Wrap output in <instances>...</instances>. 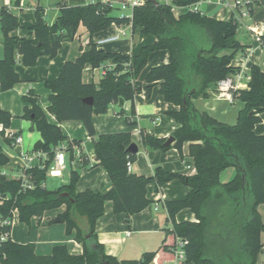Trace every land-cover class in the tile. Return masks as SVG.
Listing matches in <instances>:
<instances>
[{
  "label": "trees",
  "instance_id": "trees-1",
  "mask_svg": "<svg viewBox=\"0 0 264 264\" xmlns=\"http://www.w3.org/2000/svg\"><path fill=\"white\" fill-rule=\"evenodd\" d=\"M200 1L171 0L166 4L160 0H142L133 8L130 19L127 15H111L110 2L60 0L56 3L59 15L51 25L45 20L43 8L37 7L33 25L26 28L20 26L6 6L0 8L1 92L9 91L20 82L15 70L18 58L24 67L35 66L40 56L54 58L62 43L75 38L80 25L90 37L115 24L130 25L132 30L140 29L143 35L155 38L152 44L141 47L132 56L98 49L90 40L88 50L63 64L56 81L44 82V87L50 91L47 112L55 118L56 124L48 123L32 91L22 98L21 119L29 121L31 129L41 136L33 150L45 153L46 159L26 171L34 188L22 190L19 179H9L2 174L8 158L0 153V197L7 198L0 206V217H9L16 211L18 221L28 224L32 217L40 218L44 212L64 205L65 211L58 218L65 223L66 236H73L82 246V253L71 255L66 246L57 245L50 255L41 256L35 253L34 244H18L9 237L0 243V264H150L155 258L162 264L171 260L170 250L176 238L187 240L186 258L190 264H257L262 250L260 235L264 234V223L257 211L258 206L264 204V136L256 135L254 126L261 122L260 115H264V72L252 65L247 88L230 91L231 101L243 105L234 125L193 107L192 100L210 98L217 93L220 81L240 71L230 63L244 48L236 40L238 23L234 18L219 21L189 9ZM174 7L187 10L176 17L172 12ZM19 28L27 38L11 36ZM260 41L264 46V36ZM159 50L169 53V62L149 71L145 92L149 95L151 85L158 83L163 100L178 107L168 114L178 128L171 135L174 141L170 146L164 145L166 139L146 132H141L140 144L152 151L165 152L173 148L181 155L183 144L189 143L188 156L195 168L192 176L168 173L161 168L151 177L131 173L126 164L134 163L136 154L126 151L132 143L130 134L96 135L92 125V117L105 114L111 104L120 99L133 101L140 90L133 87L132 81L145 68L150 54ZM226 50L230 54L220 55ZM88 64L92 69H104L97 84H84L81 80ZM84 98H91V105L84 104ZM134 115L132 110L130 117ZM12 119L8 112L0 109V125L4 129L10 127ZM127 121L135 125L130 118ZM64 122L80 123L92 139L97 165L106 171L111 184L108 192L76 191L77 169L89 167L90 163L81 151V142L69 141L62 134L59 125ZM63 143H67L70 161H77V166L70 167L67 184L47 190L43 184L53 164V150ZM74 148L78 150L77 159ZM229 167L235 169V175L222 184L219 176ZM174 180L187 186L189 193L182 200L164 202L170 228L163 230L159 248L143 253L138 260H117L106 255L95 235V224L104 213V204L110 202L113 212L123 214L129 224L131 216L149 205L146 197L149 184H155L157 193ZM183 209H189L196 221L177 223L175 216ZM81 219L86 222L85 231L78 225Z\"/></svg>",
  "mask_w": 264,
  "mask_h": 264
},
{
  "label": "crops",
  "instance_id": "crops-1",
  "mask_svg": "<svg viewBox=\"0 0 264 264\" xmlns=\"http://www.w3.org/2000/svg\"><path fill=\"white\" fill-rule=\"evenodd\" d=\"M60 0H0V8L6 6L8 2L9 11L15 15L22 28L30 27L35 21V9L41 7L44 10L45 20L51 25L59 15V9L56 3ZM68 2V0H64ZM102 2H111L113 6V16L128 15L129 12H123L119 9V3L125 0H101ZM166 4L171 0H160ZM233 0H202L189 9L195 10L201 15L209 18L228 21L233 17V13L228 6ZM261 1L256 0L251 7L249 18L242 20L236 30V40L244 46L243 50L234 55L230 66L239 68V72L228 78L232 80L235 89H246L249 81L248 73L252 65L257 66L264 72V46L255 40L254 30L260 36H264V24L258 19V11ZM32 2V3H31ZM187 8L172 9L173 14L177 17L186 12ZM117 13L114 15L113 13ZM124 36L118 41V44L104 43L97 44L101 40L111 34L117 32L116 27L111 26L109 29L96 33L90 37L89 33L81 25L77 29V34L71 42L62 43L57 55L54 58L48 56L38 57L35 66L24 67L20 59L16 64L15 70L20 78V82L12 89L6 92L0 91V109L8 112L12 117L9 128L14 136H20L22 142L18 147L11 146V139H6L0 135V153L8 158V164L1 171L4 176L9 179H19L22 168V162L19 159L21 152L32 155L35 151L33 147L35 143L41 141L40 133L31 129L29 121L21 119L23 115L24 102L23 97L32 91L38 99V106L45 112L46 119L50 124H56L55 118L47 112L49 106L48 97L50 91L44 87V82L56 81L59 78L61 68L67 61H74L83 51L88 50L89 41H93L98 49L106 52L121 53L124 55H136L141 47L150 45L155 41L151 35H143L140 29L132 30L128 25L121 26ZM250 29H253L251 31ZM11 36L27 38V34L21 29H17L11 33ZM230 54L229 50L222 51L220 55ZM3 56L1 46L0 31V59ZM169 62V53L165 50L155 51L148 57L145 68L140 75L132 81L134 88L140 90V93L134 96L133 101H123L122 106L118 103L111 104L106 113L92 117V125L96 135L127 132L131 136L138 152L136 161L132 163L130 172L145 177L153 176L157 168H161L168 173H178L185 176L195 174L193 160L188 156L189 143L182 146L181 155L177 150L170 148L167 151L147 150L140 144L141 132H146L160 139H167L178 128L175 121L169 117V113L178 110L175 105L165 102L159 95L158 83L151 85L149 95L146 94L145 78L149 71L162 64ZM102 67L92 69L88 64L82 71L81 80L84 84H97L102 78ZM95 74L97 79L95 80ZM218 86V85H217ZM217 92L218 87H217ZM193 107L198 112H206L212 118L234 125L236 123L237 113L242 109L243 105L238 102H232L230 96L226 97L222 93L212 94L210 98H197L192 100ZM134 110V117H130ZM135 122V125H129L127 119ZM261 122L254 126L256 135L264 136V115H260ZM62 134L69 141H80L81 151L84 153L90 163L89 167H78V180L75 189L82 192L86 189L94 192L106 193L111 189V184L106 171L97 165L94 154L92 139L88 136L84 127L78 122H64L59 125ZM64 149L66 163L62 170L61 177H52L58 179L54 188H47V178L44 182V188L47 190H56L62 185L67 184L63 180L66 174L69 178V169L71 166H77V161H70V153L67 149V143L58 145L53 150V159L58 149ZM75 159L78 157V150L73 149ZM38 160L33 161V167L36 166ZM235 175V169L229 167L222 171L219 176L220 183L224 184L230 181ZM155 184H149L146 188V197L150 202L149 205L140 213L131 216L129 224L125 222L123 214H115L110 202L104 204V213L96 221L95 235L97 241L102 244L106 255L112 256L117 260H138L145 252L156 251L164 238V229L170 228L167 223V211L164 206L165 201L182 200L189 193V188L179 181L174 180L162 186L159 192L154 191ZM264 188V187H263ZM157 207V209H156ZM52 217L59 216L65 211V206L55 209ZM257 211L260 215L262 223H264V204L258 206ZM43 216V215H42ZM17 218V216H16ZM175 220L180 222H194L195 216L189 209L179 211ZM78 225L81 230H86L85 220H79ZM47 227V226H46ZM42 230V234L36 236L37 239H31L25 236L13 235L10 230V238L18 244H34V251L37 255L47 256L52 252L53 247L64 245L71 255H80L82 246L77 243L73 236H66L64 226L57 228L48 227ZM15 236V237H14ZM41 236V237H40ZM43 236V238H42ZM16 238V240L14 239ZM262 250L258 255L257 264H264V234L260 235ZM150 264H158L155 258ZM162 264H169L164 262Z\"/></svg>",
  "mask_w": 264,
  "mask_h": 264
},
{
  "label": "built area",
  "instance_id": "built-area-1",
  "mask_svg": "<svg viewBox=\"0 0 264 264\" xmlns=\"http://www.w3.org/2000/svg\"><path fill=\"white\" fill-rule=\"evenodd\" d=\"M70 1V0H68ZM219 2H222L223 0H218ZM256 0H233L231 4H228L230 7L233 17L235 21L239 24L242 23V20L245 18H249L251 14V7L252 4H254ZM142 0H125L119 3V9L121 11H128L129 14L127 15L130 19L132 17V10L134 7L139 6L141 4ZM6 7H9L8 2H6ZM109 5L111 7L112 3L110 2ZM195 11V10H194ZM111 26L116 27L117 32L114 34H111L101 40L97 41V44H104V43H111L118 41L121 37H123L124 31L121 28V26H117L115 24H112ZM131 27L130 25H128ZM253 31V29H250ZM254 32V37L257 42L260 41V35L259 33ZM104 70L102 71V75H104ZM232 80L230 78H226L225 80H222L218 83V88L220 93H226L228 96H230L229 89H233ZM224 89V90H223ZM235 89V88H234ZM0 133L3 134V137L6 139H11V146L12 147H18L21 142L22 138L20 136H14L12 130L10 129H4L2 125H0ZM19 159L22 162V168L20 172L19 180L21 182V188L22 190H32L34 188V184L31 180V176L26 173L27 170L31 169L33 167V161L38 160V163L36 166L42 164V162L46 159V154L40 151H35L32 155H29L27 153L21 152L19 154ZM66 163V157L64 153V149H58L55 152V156L53 159V164L47 171L46 176L47 177H61L62 176V170L65 167ZM131 165L129 162L126 164L127 169L130 171ZM44 185V184H43ZM7 198L0 197V206L4 201H6ZM157 209V207H156ZM17 212L13 211L11 212V215L9 217L1 218L0 217V243L6 241L10 237V232L6 228H11L13 222L16 220ZM188 242L185 239L182 238H176L174 242V246L171 248V254L172 258L169 261V264H190L187 262L186 258V246Z\"/></svg>",
  "mask_w": 264,
  "mask_h": 264
},
{
  "label": "rangeland",
  "instance_id": "rangeland-1",
  "mask_svg": "<svg viewBox=\"0 0 264 264\" xmlns=\"http://www.w3.org/2000/svg\"><path fill=\"white\" fill-rule=\"evenodd\" d=\"M30 1V0H29ZM42 2V0H40ZM32 3V2H31ZM126 12V11H123ZM114 15H117V13H113ZM258 19L261 21V23L264 24V2L261 1V5L258 11ZM239 26V25H238ZM112 44H118L116 42H112ZM140 75V74H139ZM97 79V74H95V80ZM236 88V86H233V89ZM233 89H229V91L233 90ZM219 90V88H218ZM220 91H218L216 94H218ZM230 100H231V95H230ZM52 177H47V188L48 189H52L54 188V184L56 181H58V179H51ZM53 212H56L55 209L53 210H48L46 212H44L43 216L40 218L37 217H32L29 221L28 224L25 223H20L18 221V218H16V220L13 222L12 226H11V232L13 235L16 236H25V237H29V235L31 236V239H37L36 236L41 233L42 234V230H44L48 227L51 228H57L59 226H64V230H65V223L64 222H55L58 217H52ZM84 220V219H81ZM15 237V236H14ZM41 237V236H40ZM43 238V236H42ZM16 240V238H14Z\"/></svg>",
  "mask_w": 264,
  "mask_h": 264
},
{
  "label": "water",
  "instance_id": "water-1",
  "mask_svg": "<svg viewBox=\"0 0 264 264\" xmlns=\"http://www.w3.org/2000/svg\"><path fill=\"white\" fill-rule=\"evenodd\" d=\"M82 101H83V103L86 104V105H91V103H92V99H91V98H84ZM122 104H123V100L120 99V100L118 101V105H119V106H122ZM173 141H174V138H173L172 136H170V137H168V138L166 139L164 145H165V146H170V145L173 143ZM126 151H127L129 154H131V155H135V154H137V152H138V148H137V146H136L134 143H131V144L129 145V147L127 148ZM63 180H64V181H67V180H68V177H67L66 174L64 175ZM64 195H65V194H64ZM55 222H60V219L58 218Z\"/></svg>",
  "mask_w": 264,
  "mask_h": 264
},
{
  "label": "bare ground",
  "instance_id": "bare-ground-1",
  "mask_svg": "<svg viewBox=\"0 0 264 264\" xmlns=\"http://www.w3.org/2000/svg\"><path fill=\"white\" fill-rule=\"evenodd\" d=\"M224 90V89H223ZM224 96L228 97V95L226 93H223Z\"/></svg>",
  "mask_w": 264,
  "mask_h": 264
}]
</instances>
